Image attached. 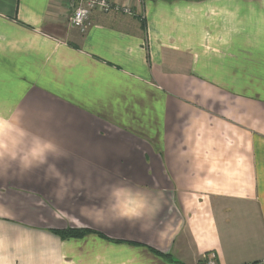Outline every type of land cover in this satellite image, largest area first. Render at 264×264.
<instances>
[{"label": "crops", "instance_id": "0c3cea01", "mask_svg": "<svg viewBox=\"0 0 264 264\" xmlns=\"http://www.w3.org/2000/svg\"><path fill=\"white\" fill-rule=\"evenodd\" d=\"M110 1L133 13L83 31L70 0H0V115L70 178L0 175V264H264V0ZM98 177L158 210L120 219Z\"/></svg>", "mask_w": 264, "mask_h": 264}, {"label": "clouds", "instance_id": "9594fccd", "mask_svg": "<svg viewBox=\"0 0 264 264\" xmlns=\"http://www.w3.org/2000/svg\"><path fill=\"white\" fill-rule=\"evenodd\" d=\"M62 155L57 144L45 140L39 136H33L24 128L20 127L11 115H0V175L6 174L8 169L15 166L24 173L31 172L35 168L47 165L45 175L47 179L58 182V194H67L70 178H66L50 162V157L58 159ZM7 164V168H5ZM90 179V173L88 174ZM104 177L97 178L98 191H107L111 199L110 208L117 212L120 219H141L148 213H155L159 207L160 194L145 190L139 186H132L117 182L104 183ZM95 209L103 213V203L100 206L92 205L91 208L84 206L85 212Z\"/></svg>", "mask_w": 264, "mask_h": 264}, {"label": "built area", "instance_id": "2783aa9c", "mask_svg": "<svg viewBox=\"0 0 264 264\" xmlns=\"http://www.w3.org/2000/svg\"><path fill=\"white\" fill-rule=\"evenodd\" d=\"M70 7L73 10L70 18L72 26L80 28L83 31L93 12L104 14L133 13L130 7L119 6L110 0H70ZM202 264H216V262L213 258H207Z\"/></svg>", "mask_w": 264, "mask_h": 264}, {"label": "trees", "instance_id": "16d2710c", "mask_svg": "<svg viewBox=\"0 0 264 264\" xmlns=\"http://www.w3.org/2000/svg\"><path fill=\"white\" fill-rule=\"evenodd\" d=\"M55 233L59 235L60 237H62L63 239H67V238L78 239V238H82L83 236H85L87 233H89V231L70 229L66 231H55Z\"/></svg>", "mask_w": 264, "mask_h": 264}]
</instances>
